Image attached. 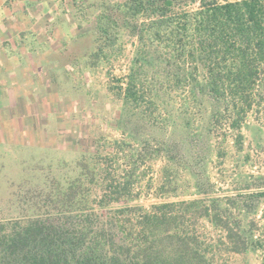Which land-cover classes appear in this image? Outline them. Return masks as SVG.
Wrapping results in <instances>:
<instances>
[{"label":"rangeland","instance_id":"374dc122","mask_svg":"<svg viewBox=\"0 0 264 264\" xmlns=\"http://www.w3.org/2000/svg\"><path fill=\"white\" fill-rule=\"evenodd\" d=\"M122 1L75 0L64 7L69 37L52 41L57 52L38 72V94L0 103V220L26 216L32 208L42 214L58 211L50 198L73 180L79 183L74 195L69 192L74 212L85 209L102 220L124 222L132 234L140 229L142 216L158 213L155 206L162 202L175 203L176 212L179 203L192 199L232 197L241 206L243 228L253 234L246 251L218 247L221 232L202 218L186 213L181 227L195 234L201 252L208 249L204 255L213 264H264L262 105H255L259 111L250 113L242 126L241 149L234 143L233 129L208 121V112L195 102L185 111L182 98L176 94L170 99L163 85L160 96L165 102L155 111L160 121L145 110L143 118L122 96L137 45L131 25L120 33L123 45L113 56L95 60L92 55L97 17L103 11L115 14L114 4ZM144 69L152 72V64ZM186 118L190 125L183 129ZM131 138L138 142H113ZM129 153L140 154L145 162L127 160ZM125 172L138 179L129 197L106 199L98 206V198L108 192L106 184L119 182ZM205 177L212 183L210 193L196 192L195 182Z\"/></svg>","mask_w":264,"mask_h":264},{"label":"trees","instance_id":"16d2710c","mask_svg":"<svg viewBox=\"0 0 264 264\" xmlns=\"http://www.w3.org/2000/svg\"><path fill=\"white\" fill-rule=\"evenodd\" d=\"M114 8L115 14L103 11L97 17L92 55L95 60L113 56L123 45L120 33L131 25L137 45L123 101L159 122L155 111L165 102L160 96L163 85L170 99L176 94L182 98L185 111L195 102L208 112V121L233 129L234 143L241 149V129L250 113L259 111L255 105H262L264 118V0H123ZM145 64H152L153 71L144 69ZM144 105L147 108L141 109ZM189 125L186 118L182 128ZM121 141L138 142H113L120 146ZM125 158L133 163L145 159L132 153ZM132 174L125 172L119 182H108L98 206L106 199L129 197L138 181ZM78 186L73 180L58 187L59 195L50 198L58 211L42 214L32 208L26 216L0 220V264H213L204 255L208 249L201 252L195 234L181 227L186 213L218 229L222 235L216 245L223 250L241 253L254 241L232 197L192 199L179 203L176 212L175 203L162 202L155 206L158 213L142 216L140 229L132 234L124 222L102 220L85 209L74 212L69 192L74 195ZM194 186L196 192L208 194L212 183L205 177Z\"/></svg>","mask_w":264,"mask_h":264},{"label":"crops","instance_id":"0c3cea01","mask_svg":"<svg viewBox=\"0 0 264 264\" xmlns=\"http://www.w3.org/2000/svg\"><path fill=\"white\" fill-rule=\"evenodd\" d=\"M74 2L0 0V103L38 94V72L57 52L52 41L69 37L70 24L62 11Z\"/></svg>","mask_w":264,"mask_h":264}]
</instances>
